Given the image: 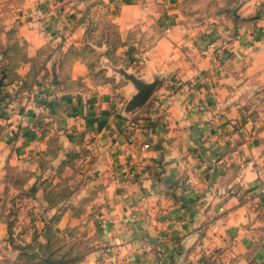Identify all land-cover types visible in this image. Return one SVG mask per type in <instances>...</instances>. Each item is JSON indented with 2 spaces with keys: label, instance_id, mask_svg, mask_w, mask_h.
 <instances>
[{
  "label": "crops",
  "instance_id": "crops-1",
  "mask_svg": "<svg viewBox=\"0 0 264 264\" xmlns=\"http://www.w3.org/2000/svg\"><path fill=\"white\" fill-rule=\"evenodd\" d=\"M236 1L208 38L183 23L181 0H0V200L16 195L1 205L0 264H20L11 237L42 238L52 221V169L22 168L50 149L52 161L85 167L73 198L87 195L98 238L80 264L249 249L264 225V125L244 98L264 82V0ZM101 13L122 34L155 36L137 74L160 84L135 110L136 86L89 55L88 23Z\"/></svg>",
  "mask_w": 264,
  "mask_h": 264
},
{
  "label": "rangeland",
  "instance_id": "rangeland-1",
  "mask_svg": "<svg viewBox=\"0 0 264 264\" xmlns=\"http://www.w3.org/2000/svg\"><path fill=\"white\" fill-rule=\"evenodd\" d=\"M237 3L236 0H181L182 21L192 28H200L202 34L208 35L209 38L210 32L222 25L220 22L226 19L221 16L234 11ZM154 39V35L148 39L146 34L139 33L137 29L122 34L118 26L108 18L107 13L94 16L88 23L87 40L90 42L88 51L92 60L95 63L97 56H108L114 64L115 72L125 80L127 79L123 75L124 72L141 79L137 74L142 69L138 57L142 56L140 54L153 43ZM94 44L103 46V49H93ZM102 66L104 65L93 67L99 69L98 80L110 79L103 73ZM244 99L247 100L246 106L250 110L248 114L250 120L263 126L264 82L249 85ZM53 154L55 155L54 151ZM53 154L50 149L36 159V162H33L35 156L28 157L22 167L27 170L34 167L52 169V190L46 192L47 199L52 202V221L46 225V232L42 238L40 235H34L31 239L13 241L11 237L10 261L15 260L20 264H80L85 254L96 247L98 225L93 220L95 211L86 206L84 198L87 195L80 193L73 198L75 186L82 185L86 180L81 176L85 167L74 158L54 162ZM20 166L11 165L9 168ZM29 179V176L12 177L13 181L17 180L23 184ZM50 179L51 174L44 180L50 182ZM3 200H0V212L2 204L10 202L15 205L16 195L5 194L7 202L3 203ZM7 215L12 219L18 216V210L10 206ZM12 222L11 220L9 222L10 228ZM261 228V232L254 234V243L249 249L234 250V255H229L222 249L211 254L203 250H188L166 264H264V225Z\"/></svg>",
  "mask_w": 264,
  "mask_h": 264
},
{
  "label": "water",
  "instance_id": "water-1",
  "mask_svg": "<svg viewBox=\"0 0 264 264\" xmlns=\"http://www.w3.org/2000/svg\"><path fill=\"white\" fill-rule=\"evenodd\" d=\"M124 77L131 81L137 88L138 92L132 97L128 103V110H135L136 108L144 105L149 99L153 91L160 84V81H155L152 83H147L144 80L138 78L136 75L128 74L127 72L123 73ZM3 79H1V85L3 84Z\"/></svg>",
  "mask_w": 264,
  "mask_h": 264
},
{
  "label": "built area",
  "instance_id": "built-area-1",
  "mask_svg": "<svg viewBox=\"0 0 264 264\" xmlns=\"http://www.w3.org/2000/svg\"><path fill=\"white\" fill-rule=\"evenodd\" d=\"M210 47L212 48V51L216 50V46L214 42H210ZM215 110H218V114L219 115H223L224 113L220 110V108L218 106H216ZM145 147H149L148 144L145 145Z\"/></svg>",
  "mask_w": 264,
  "mask_h": 264
}]
</instances>
